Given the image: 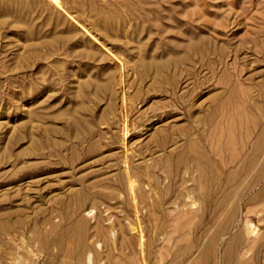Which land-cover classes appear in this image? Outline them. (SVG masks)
<instances>
[{
  "label": "rangeland",
  "instance_id": "374dc122",
  "mask_svg": "<svg viewBox=\"0 0 264 264\" xmlns=\"http://www.w3.org/2000/svg\"><path fill=\"white\" fill-rule=\"evenodd\" d=\"M43 1L49 3L47 0H43ZM92 1L96 5V8L98 7L100 10H104V8L102 9L103 3L104 5H107V8L108 7L109 9L113 8V10L116 8L117 5L119 6L121 5L120 7L122 8V10L117 6L118 9H120L119 10L120 21H118L117 26L116 25L114 26L112 34L113 35L118 34L121 38H123L122 41L124 40L123 41L124 47H121V50L119 49V53L122 54L120 56L121 57L123 56L122 59L125 60V64L131 66V70H130L131 76L128 75V78H125L123 83V85H125L127 83V79L130 82V84H127L125 87L126 89L125 94L131 97L130 98L131 100L128 104L122 101L123 96H120L122 94L121 87L116 90V93L112 92L110 86L109 88L106 89V87H108L109 85L107 83L111 81L110 83L113 84L115 82L114 76L116 75L118 77L117 74L118 72L115 69L113 70V68L110 66L111 62L109 59L100 58L99 53L95 52L96 50H93L92 52L93 48L91 47L92 45H90L89 42L77 40V37L75 36L74 38L73 36L72 38H68L69 41L67 39V41L64 42L61 40H65L66 38L64 39L60 38V40L55 39L51 42L50 41L41 42L42 43L41 45L39 39L45 36L46 33H48L46 36L49 35V32L51 34L50 25H46V24L40 25L43 16L37 17V15H35V17L37 18L34 19V26H33L34 29H32L33 35H31L30 33H25L24 30H23L24 32L21 31V28L20 31L19 28L14 29V27L9 25L7 22H0L2 23V25L0 24V220H1L0 225H3V229L6 228L4 230L0 229V232H3V234L0 233V242H1L0 264H38V263L39 264H78V261H76L78 260L76 251L79 249V246H77L79 244L78 241H80L77 240L79 237H75L76 235L67 233L65 231L66 229L65 227L70 228V226L75 221L76 217L80 214H83L85 217L87 216L86 219H88L89 221V222L87 221L88 224L85 228L86 230L88 229L87 230L88 232L85 230L86 236L85 239L83 238L84 242L90 240L87 242V246L89 247H86V249H84L85 253L91 252L90 248L92 250L97 249L101 252V254H103L102 259H105L106 255L109 252H112L113 254L110 253L111 261L115 262L116 264H124L125 260L127 261V263L125 264L128 263L129 264L130 263L131 264H139V263L140 264H147V263L148 264H164V263L191 264L194 258L195 261L194 263L192 262L193 264H201L200 262L196 261V259L198 258L197 256L198 252L199 251L201 252V247L203 250V248L205 247L204 245H206L210 241L212 234L217 228L216 226L218 225L219 222L218 220H221L223 217L221 213V215L219 216L221 217L220 219L219 217H217L218 220L212 221L210 222V224L208 223V219L211 214V208H210L211 201L212 199H215L216 197L215 195H217L216 191L218 185L213 183L214 185L213 184L211 185L213 188V189L211 188L212 190L211 194L205 201L202 200L200 194L204 188L199 183L196 184L198 170L193 165L194 161L192 157L189 156L185 158L178 165H177V157L179 153L183 151L186 152V147H187L186 139L190 137L191 140L193 139V142L199 147V149L202 150L203 154L205 156L208 155L209 157L207 156L206 157L211 159L212 162L217 166L220 163H223L225 159L229 158L230 155L229 153L231 151H236L242 147L247 149L248 142L249 144H251L255 138V136L253 137L254 133L259 132L260 129H263L264 131V124H263L264 123L263 121L264 120V108H263L264 107V91H263L264 90V0H155L154 2L153 0H147V2L146 0L144 1L141 0V2H143L144 4L139 3L140 0L139 1L113 0L114 2L116 1L115 3L113 2L111 3L112 0H101V1L95 0L96 2L94 0ZM97 1H99V3ZM120 1L121 2L123 1L124 4L120 3ZM33 2L36 4L39 1L34 0ZM88 3H89L88 0H74V1L66 0L64 1L63 4L66 6L69 5L68 8L74 7L73 9L71 8V10L79 13L80 15L81 13L84 15L88 11V6H89ZM128 3H132V4H128ZM159 3L161 4L158 5ZM126 4L128 7H126ZM133 4H135L136 6H133ZM139 4H141V6ZM50 5L52 6V4ZM130 5L133 7H131ZM170 5L172 6V8L170 7ZM79 6L82 8V10H80ZM166 6L168 7L167 9ZM141 7L144 10L148 11L147 13H150V15L146 14V11L141 9ZM157 8L160 9L158 10ZM129 9H133V10H129ZM137 9H139L140 11L139 10L137 11ZM150 9H152L153 11ZM169 9L172 10L170 11ZM156 10L159 12L157 13ZM133 11L134 13H132ZM135 13L136 14L141 13V14L139 15L137 14L136 16ZM142 14H144V16H142ZM63 15L65 17H69V20L72 19V15L69 13L63 12ZM153 18L154 20L157 19L155 20V23L154 20H152ZM164 23H167V25H165ZM170 25H172L171 28L169 27ZM157 27L159 29L161 28L160 29L161 31ZM172 27H174L175 29ZM63 28L64 26L61 25L58 27L57 30H61ZM186 30L187 32L189 31V33H191L190 31H192L191 34L195 36L193 37L191 34L185 32ZM179 31H181L180 34L181 36L178 35L180 33ZM182 32L184 33L185 36H187L186 37L187 41L184 40L186 43H184L183 41V38L185 39V36H183ZM204 32L209 34L210 37L207 34L205 36ZM195 33H197V35ZM127 34L130 36H128ZM174 34H176V37L174 36ZM201 34L203 35V37H206L204 38L205 46L207 47V49L208 48L211 49V50L209 49L211 52L207 50L208 52L207 58L212 60L213 64L211 65H213V67L215 66L214 68L211 69L212 66L210 65V63L212 62H210L209 59H206V61L209 62L205 61L204 63L203 61L202 67H200L199 64L197 70L191 71L192 73L190 71L187 73V71H184L183 69L186 66V63L183 61L184 63L183 62L177 63L175 67L172 64H170V66L173 69L171 67H168L167 70H165V72L162 73L164 74L163 77L161 75V76H157L158 78H155L156 76L153 73L150 75L148 74L151 73V70H147L148 72V73L146 72L147 75L142 76L144 78L143 81L144 83L142 82L143 78L139 77L138 74L139 72L135 70L136 68L137 70L139 69L138 66L140 65L139 63L141 61L143 60L148 61L147 59L155 60L157 57L158 58L156 61H162L168 58L169 59L173 58L172 55H174V57L179 56L181 55L182 51H183L182 54H184V52H186L185 49L186 44L189 41L192 42L196 40L198 37L202 36ZM162 35L163 38H160L162 37ZM189 37L194 39L191 40ZM125 39L126 40L128 39V43H130L131 46H129L128 43L125 42ZM139 39L142 40L139 41ZM174 39L176 41H174ZM167 41L168 43L174 45L173 46L171 45L172 47L170 46V44L167 45L168 44L166 43ZM181 41H183V43ZM21 42H23L22 45ZM159 42L161 45H159ZM28 43H32V44L29 45ZM179 43L184 44L182 45L183 49L182 47H180L181 44ZM81 45L84 47H82ZM138 45H140L139 46L140 48L137 47ZM160 46L161 47L163 46V48H161ZM105 47L110 48L107 42L105 43ZM153 47H155L156 50H154ZM177 47H179L181 51L179 50V48L177 49ZM219 48H221L222 51ZM147 49L151 52H149ZM161 49L163 50L161 51ZM14 50L17 51L15 52ZM55 50L56 51L60 50V51L56 53ZM166 50H167L166 53L169 55L168 57H166L167 56V54L165 53ZM26 51H30V53L28 52L27 54L28 55L31 54L30 55L31 57L28 55L25 57L22 56V55H26V53H24ZM79 51H82L83 53L82 52L79 53ZM146 51L149 52L150 57L148 56V53ZM215 51H216V55H215ZM143 53L144 55L146 53L147 54L144 56ZM95 55H97L98 58ZM140 55L141 57H139ZM14 56H17L15 57V60L13 59ZM40 56L41 57L44 56V57L40 58ZM125 56L126 57L128 56L129 58L127 57L128 59L127 58L125 59L124 58ZM136 56L138 57V59ZM152 57L153 58L156 57V58L152 59ZM217 57H218V61H217ZM17 58H19L20 60ZM23 58H26V61H22L25 60ZM116 58L114 57V60H112L114 63L112 64L118 63ZM139 58H141L142 60H140ZM56 61L58 63H56ZM59 63H61V66ZM136 63H138V66ZM206 63H208L209 66H207ZM225 67H227L228 70ZM168 69L172 70L173 73H171V71ZM221 70L222 71L224 70L225 72L224 71L222 72ZM167 71H169V73ZM177 71H179V73ZM133 73L136 76L138 74L137 77L139 78L138 79L135 78L136 76ZM175 73L177 74V76H175ZM182 73L185 74L186 76L184 75L185 77H183ZM195 73H197L198 75ZM225 73H226L225 76L226 78L221 77ZM110 74L113 75L112 79H111L112 76ZM180 74H182L183 78L180 77L181 76ZM219 74L222 75L218 77L217 75ZM167 75L169 76L170 79L168 77H165ZM172 75L175 77L177 82L174 80V77L172 79ZM105 77H107V79ZM220 77L222 78V80ZM234 78H236L237 80L240 78L239 80L241 81V83L238 82L239 80L237 81ZM96 80L97 82H101V84H98ZM164 80L165 82H162L163 85H160L161 81ZM184 80H186V82ZM233 80L235 81V83ZM155 81L159 85L158 84L155 85L156 84ZM169 81L172 82L170 83ZM104 83H105V87H103ZM232 83L234 85L236 84L235 87ZM97 85L98 87L102 85V87H100L99 89L97 88ZM240 85H242V87H240ZM232 87L234 88L232 89ZM239 88L240 89L244 88L242 94ZM231 92L235 94L237 93L236 94L237 98L236 95L234 97V94L232 95ZM210 94H212L213 97ZM204 97L205 99L203 100ZM217 98H219V100ZM214 99H216L217 102H213L216 101ZM232 99H236V102L235 100ZM242 99L243 101H239ZM200 100L201 102H199L198 104V101ZM202 100L204 102H202ZM218 101L222 103V105L219 104ZM238 101L242 104L241 110L244 109L242 111V114L245 116L244 118L250 117L248 119L249 123L245 121H241L242 123L238 124L239 126L236 124L237 127L232 129L233 133L230 134L224 133V135L222 133L219 135L220 132L215 131L213 125L218 121H220L219 118L225 113L226 108H227L226 113L230 110L232 111V108H234L235 103H237ZM78 103L80 107L76 108ZM243 103L245 106L243 105ZM246 103L247 104L250 103V104L247 105ZM211 105H213V107L217 105V107L215 106L214 107L215 109H213V107H209ZM219 105L222 107H220ZM223 106L226 107L224 108ZM25 108H27L28 110L25 111L26 110ZM68 108L71 110H69ZM222 108H224L223 109L224 111H221ZM107 109H109V111ZM218 109H220V111ZM60 110H63L65 112V113L63 112L64 115H62V113L60 115ZM73 110L75 112H73ZM111 110L113 111V114ZM100 111L102 112L100 113ZM37 112L38 114L39 113L40 114L39 115L35 114ZM213 112L219 113L220 116L216 117V115L218 114L214 115ZM75 113L77 114V117ZM202 113H203V117L201 116ZM208 113L210 114V116H208ZM42 114L43 116H41ZM56 114H58V117H56L58 119H56L55 116H53ZM70 115L74 116L77 121L73 122V120L71 119L72 117ZM195 115H197L199 118H197V116L193 117ZM211 116L214 118L213 120ZM251 116L252 118L254 117L253 120H251ZM207 117L209 118L207 119ZM98 119L103 121L104 123H102ZM204 119H206L207 121ZM63 120L66 123H64ZM216 120L218 121L216 122ZM259 120L262 123L258 122ZM123 121L124 123H122ZM223 121L224 120H221V122ZM208 122L210 123V125L209 124L207 125ZM82 123L83 125L85 123V125L83 126ZM204 123L206 125H204ZM250 124H252V126ZM257 124L260 127H257L256 126ZM123 127L127 128V133L125 134L126 139L122 138ZM164 127L166 128L164 129ZM203 127H205V129ZM251 127L252 129H250ZM253 128L255 130L256 129L258 130L255 131ZM44 129L45 132L43 131ZM100 130L103 131L100 132ZM162 130L164 131V133ZM206 130L208 132H206ZM209 130H212V132L210 133ZM29 131L32 132V134ZM64 131L65 132L67 131L66 133L70 131L69 135L66 134ZM88 131L90 132V134L91 133L92 134L89 135ZM234 131L236 132L234 133ZM43 132L46 134H43ZM86 132L88 133L89 136L87 135ZM203 132H205V134ZM247 133L250 134L251 136L248 135ZM72 134L74 135L72 136ZM197 134H199L201 139ZM78 135L81 136L79 137ZM227 135L229 137H225ZM234 136L237 139L234 138ZM30 137H32V139ZM203 137L206 140L205 142L202 141ZM33 138H35L36 140H34ZM44 138L45 140H47V143L44 142ZM93 140L96 142V144ZM245 141L246 144H244ZM32 142L36 147L33 145ZM58 142H60V144ZM237 142H239V144H237ZM51 144L52 147L55 149H52ZM249 144L248 146H250ZM212 145L215 146L216 149L213 148ZM31 146L32 147L34 146L35 149L30 148ZM27 147H29L32 150H30L29 148L27 150ZM37 147L39 148L42 147L43 150L41 148L40 150ZM89 147L91 148L93 147L91 151L89 150L87 151ZM176 148L178 151L176 150ZM221 148H223V150H221ZM22 150L25 151L22 152ZM33 150H36L37 152ZM222 151L224 154L222 153ZM19 152L20 153L22 152L23 154L24 152H26L25 154L27 153L28 154L27 155L24 154L23 156V154L21 153L20 156ZM31 152L32 154H30ZM38 152L40 153L44 152V153L37 154ZM70 153H73V156L70 155ZM126 158L128 159V162H130V168L132 170L133 177L136 179L135 193L137 196L139 208L144 200L146 203L150 204L151 199L158 198V200H160L161 198L162 199L164 198L168 200V202L163 204L162 207L163 209H161V207L160 209L159 207L158 208L155 207V210L157 209L163 210L161 212L163 214H160L159 211L158 212L156 211L155 213L153 211L152 213H150L151 215L150 216V215H146V213H144L143 210L144 214L140 212V218H138L140 220H138L137 217L134 215V212L131 209L133 208L131 200L130 199L127 200L129 197L127 192V186L125 185L126 183H124L125 175L124 172H121L123 171L124 161L125 160L127 161ZM221 158L224 159V161ZM261 159H264V152L262 153ZM221 160L223 162H221ZM166 161L169 162L167 163ZM227 168H228L227 165L226 167L224 166L222 169L223 172H225V169ZM219 171L220 172H218V174L221 175L222 177L223 173L221 172L220 169ZM150 187L151 189H149ZM256 187H258V185ZM153 188L156 190L157 193ZM112 189L115 190V192ZM70 190H73L74 192ZM78 190L81 191L84 196V198L82 199V204L80 203L81 206H79V204L76 203L77 201L72 202L76 200L74 196L78 192ZM152 194H155V196L153 195L155 198L152 196ZM112 195L113 198L111 197ZM179 195L180 197L184 195L183 201H180V199L178 198ZM70 197L72 198L71 200ZM145 197H147V199L149 200L146 201ZM115 198H119V199H115ZM169 199L170 200L177 199V200L175 201L176 202L175 203V202H170ZM119 201H121V203ZM123 202H127V203L124 204ZM74 203H76L77 205ZM182 203H185V205H182ZM200 203L202 205H200ZM242 205L243 206L240 208L241 211H239L237 215L238 222H241L243 218V213L246 210V206H244L243 202ZM65 206L66 207L70 206L71 208L67 207L68 208L67 209ZM74 206L79 207L78 209L80 211L77 209V207ZM200 206L202 210L200 209ZM185 207L187 210L184 209ZM74 208L77 209L78 211L75 210ZM199 209L201 210V212L199 211ZM8 210L10 211V213ZM66 210L68 211L65 214ZM170 210L172 212H170ZM75 211L78 212L79 214H77ZM74 212L75 214H73ZM99 212L101 215L99 214ZM184 212H186L187 214H185ZM194 212L196 213V215ZM198 212L200 214H198ZM118 213L120 215H118ZM161 215L162 218H160ZM167 215L170 216V218ZM207 215L208 218H206ZM96 216L97 217L100 216L99 217L100 221ZM145 216L148 218H145ZM166 217L169 219H171L172 217V220L168 219L169 220L168 221L166 220L167 219ZM3 218H5L8 222L4 221ZM9 218L14 222L12 221L13 222L12 223ZM45 218L47 221L45 220ZM189 218L191 219V221L188 220ZM205 218L207 221L205 220ZM2 219L4 222L2 221ZM53 219H54L53 223L57 222L59 225L57 228L58 230L51 229V227L49 226L50 223L52 224ZM204 220L208 223V225L205 227L204 231H202L201 228L199 227V224L201 223V221ZM69 221L70 223H68ZM252 221L253 222L255 221V216H253ZM9 223L11 224V226ZM211 223L213 227L210 226ZM167 224H169L168 227ZM256 224L260 234L258 233L257 235L258 237L254 235L252 236L260 238L259 242L262 243V241L264 242V237L263 238L261 237L262 234L264 233V222H260V223L258 222ZM60 225H61V230H59ZM128 225H130L131 228ZM139 225L144 227V228L142 227L143 232L144 234L146 233V235L143 236L144 251H145L144 255L146 254L145 260L147 261L146 263L145 261L142 263L141 261L142 259L140 258V252H139L140 245L138 243L139 241H137V239L135 240L133 239L136 238L135 233L137 226ZM176 225L177 227L179 226L178 229H176L177 228ZM155 226L156 227L159 226V229L157 230ZM192 226L194 228H192ZM63 227L65 228L64 231H63ZM154 227L156 230L154 229ZM99 228L102 229L101 233L97 232ZM123 228L125 229L123 230ZM183 228H184L183 232L182 233L179 232ZM42 230L48 231V232L45 231L44 232L45 234L48 235V237L51 240L56 239V237L57 239L59 238L58 240H55V244H53L54 242L51 241L47 248L48 250H52L51 254L52 253L54 254L52 257H50V254H47L44 251H42L45 250V248L42 249L43 248L42 245L39 246V244L41 243V240L39 239H41L40 236L43 234ZM161 231H163L164 233ZM32 232H35L36 235H34L35 233L33 234ZM52 232L55 235H53ZM40 233L41 235H39ZM113 233L115 235H118V237L115 236ZM131 233L134 234L133 235L134 237L132 236ZM75 234L77 233L75 232ZM92 234H94L95 236L94 238H92L93 237ZM98 234L100 236H98ZM106 234L109 236L107 237ZM227 234L225 235L223 234L224 235L223 237L222 235L221 237L218 236L219 239L217 237V239L214 242L215 248L213 251L215 253L213 252L214 255H212L213 257L212 262L217 261L215 264H223L222 258L220 257H222L223 255L222 251L224 250V245H225L224 242L227 241L228 239L227 236H229V233ZM69 235L72 236L70 237ZM169 235L171 238H169ZM11 236H13L12 239ZM129 236H131L130 239H126V237L129 238ZM108 239L109 241L111 240L110 242L112 243H109ZM123 239H125L126 242L123 241ZM73 240L76 242H74ZM104 240L106 242H104ZM115 241L116 242L118 241L117 244L115 243ZM119 242L123 243L121 244L122 247L120 248H119L120 246ZM74 243L77 245H75ZM95 245L97 246V248ZM130 245L132 246L128 247ZM108 246L111 247V248L109 247L110 250L108 249ZM165 246L168 247V249ZM184 246L185 247L189 246V250H192L191 253L188 256H184V257L181 256L175 259L172 253H174L175 250L184 249L183 248ZM49 247L52 249H50ZM245 247L240 249V251L241 250L243 251L241 253H244V255H248V253L250 252L249 253L250 255L252 252L251 250L253 249H248L247 248L248 246ZM122 248L124 249L121 250ZM262 248H264V243H262L261 246L259 247V250H262V252H264L263 251L264 249ZM172 249L174 250L172 251ZM108 250H109L108 253L105 252ZM245 250H248L249 252H246ZM136 251L138 252L136 253ZM42 254H45V256H43ZM131 255H133L134 259ZM74 257H76V259ZM170 257L174 258L173 261H170L172 260V258ZM132 260L138 263H135ZM84 261L85 259H83V262ZM182 261L183 263H181ZM185 261L187 262L185 263ZM263 261L264 260L262 257L260 259V264L261 262L263 263ZM105 262L106 263L104 264H112V262H108V260Z\"/></svg>",
  "mask_w": 264,
  "mask_h": 264
},
{
  "label": "bare ground",
  "instance_id": "6f19581e",
  "mask_svg": "<svg viewBox=\"0 0 264 264\" xmlns=\"http://www.w3.org/2000/svg\"><path fill=\"white\" fill-rule=\"evenodd\" d=\"M34 1V0H33ZM32 0H0V22H7L9 25H11V26H13L14 27V29H17V28H19V31H20V28H21V31H25V33H30L31 35H33L32 33V29H34L33 28V26H34V19L35 18H37L38 16H43V19L41 20V22H40V25H43V24H46V25H50V29H51V34H50V32H49V35L48 36H46L48 33H46V35L45 36H43L42 38H40L39 39V42L41 43V42H51V41H53V40H55V39H59L60 40V38H62V39H64V38H66L65 40H61V41H67V39L68 38H72L73 36H74V38H75V36L77 37V40H80V41H87V42H89L90 43V45H92L91 47L93 48L92 49V52H93V50H96L95 52H98L99 53V55H100V58H107V59H109L110 60V66L113 68V70L115 69V70H117V74H118V77L115 75L114 77H115V82L112 84V83H107V84H109L108 85V87H106V89L107 88H109V86H110V89H112V92L113 93H116V90L118 89V88H120L121 87V92H122V94L120 95V96H123L122 97V101H124V103H126V104H128L129 102H130V98L131 97H129L128 95H126L125 94V91H126V89H125V87H126V85L127 84H130V82H129V80L127 79V83L125 84V85H123V83H124V79L125 78H128V75H130L131 76V66H128L127 64H125V60L124 59H122V57L120 56V55H122V54H120L119 53V49L121 50V47H124V43H123V41H122V39L123 38H121L118 34H116V35H113L112 34V32H113V28H114V26L116 25L117 26V24H118V21H120V14H119V10L121 9L122 10V8L119 6V5H117L120 9H118V7L116 6V8L113 10V8L110 10L109 9V7L107 8V5H104V3H103V5H102V9L104 8V10H100L98 7V9L96 8V5L94 4V2L92 1V0H88V4H89V6H88V11L86 12V14H82L81 13V15L79 14V13H77V12H75V11H73V10H71V8L73 9L74 7H71V8H68L69 7V5H64L63 3H64V1H66V0H51V1H49V0H47L49 3H47L46 1L44 2L43 0H38L39 2L38 3H34ZM69 1H71V0H69ZM72 1H74V0H72ZM95 1V0H94ZM99 1H101V0H99ZM99 1H97L98 3H99ZM127 1V0H126ZM130 1V0H129ZM131 1H133V0H131ZM139 1V0H138ZM144 1V0H143ZM155 0H153V2H154ZM81 2V1H80ZM85 2V1H84ZM96 2V1H95ZM104 2V1H103ZM115 3L113 0L111 1V3ZM119 2V1H118ZM117 2V3H118ZM137 2V1H136ZM146 2H147V0H146ZM148 2H151V1H148ZM161 2V1H160ZM68 3V2H67ZM71 3V2H70ZM74 3V2H73ZM120 3H123V1L121 2L120 1ZM127 3V2H126ZM139 3H143V2H141V0H140V2ZM157 3V2H156ZM162 3V2H161ZM161 3H159L158 5H160ZM171 3V2H170ZM50 4H52V6L50 5ZM109 4V3H108ZM124 4V3H123ZM123 4H122V7H123ZM128 4H132V3H128ZM144 4V3H143ZM149 4V3H148ZM153 4V3H152ZM151 4V5H152ZM72 5V4H71ZM75 5V4H74ZM98 5V4H97ZM100 5V4H99ZM115 5V4H114ZM140 6H141V4H139ZM151 5H150V7H151ZM163 5V4H162ZM101 6V5H100ZM99 6V7H100ZM131 6V5H130ZM133 6H136L135 4H133ZM133 6H131V7H133ZM146 6V5H145ZM153 6V5H152ZM80 7V6H79ZM126 7H128L127 6V4H126ZM126 7H125V9H126ZM130 7V8H131ZM143 7V6H142ZM141 7V9H143ZM147 7H149V6H147ZM158 7V6H157ZM164 7V6H163ZM162 7V8H163ZM170 7L172 8V6L170 5ZM83 8H84V6H83ZM137 8V7H136ZM135 8V9H136ZM156 8V7H155ZM160 8H161V6H160ZM159 8V9H160ZM168 7L166 6V9H167ZM62 9H63V11H62ZM78 9V8H77ZM158 9V8H157ZM158 9V10H159ZM164 9V8H163ZM174 9V8H173ZM74 10H76V9H74ZM79 10V9H78ZM77 10V11H78ZM80 10H82V8L80 7ZM129 10H133V9H129ZM139 9H137V11H138ZM144 10V9H143ZM150 10H152V9H150ZM170 11L172 10V9H169ZM126 11H127V9H126ZM135 11V10H134ZM134 11L132 12V13H134ZM140 11V10H139ZM144 11H146V10H144ZM153 11V10H152ZM157 11V10H156ZM161 11H162V9H161ZM163 11H165V10H163ZM63 12H66V13H69V14H71L72 15V19H70L69 20V17H65L64 15H63ZM81 12V11H80ZM124 12V11H123ZM148 11H146V14H148V15H150V13H147ZM159 11H157V13H158ZM120 13H121V11H120ZM130 13H131V11H130ZM162 13V12H161ZM136 14V13H135ZM134 14V15H135ZM138 15L139 14H141V13H137ZM137 14H136V16H137ZM163 14V13H162ZM168 14V13H167ZM170 14V13H169ZM35 15H37V17H35ZM130 15V14H129ZM155 15V14H154ZM158 15V14H157ZM156 15V16H157ZM161 15V14H160ZM165 15V14H164ZM133 16V15H132ZM132 16H131V18H132ZM142 16H144V14H142ZM146 16V15H145ZM155 16V17H156ZM159 16V15H158ZM172 16V15H171ZM134 17V16H133ZM147 17V16H146ZM154 17V16H153ZM167 17H168V15H167ZM140 18V17H139ZM142 18V17H141ZM149 18V17H148ZM152 18V17H151ZM157 18V17H156ZM159 18V17H158ZM143 19V18H142ZM163 19V18H162ZM121 20H122V18H121ZM124 20V19H123ZM152 20H154V18L152 19ZM155 20H157V19H155ZM155 20H154V23H155ZM160 20V19H159ZM167 20V19H166ZM171 20V19H170ZM162 21H164V20H162ZM172 21V20H171ZM161 23V22H160ZM1 25H2V23H0ZM3 24H6V23H3ZM7 24V25H8ZM165 25H167V23H164ZM171 24V23H170ZM64 26V28L63 29H61V30H57L58 29V27L59 26ZM158 25V24H157ZM159 26V25H158ZM171 26L172 25H170L169 27L171 28ZM16 27V28H15ZM46 27V26H45ZM165 27V26H164ZM176 27V26H175ZM119 28V27H118ZM158 28V27H157ZM166 28V27H165ZM168 28V27H167ZM172 28H174V27H172ZM120 29V28H119ZM159 29V28H158ZM157 29V30H158ZM161 29V28H160ZM159 29V30H160ZM175 29V28H174ZM178 29H179V27H178ZM57 30V31H56ZM122 30V29H121ZM158 30V31H159ZM168 30V29H167ZM23 31V32H24ZM44 31V30H43ZM119 31V30H118ZM161 31V30H160ZM172 31V30H171ZM177 31V30H176ZM167 32V31H166ZM180 32V33H179ZM178 33V35H180L181 34V31H179ZM185 32H187V30L185 31ZM191 33H192V31H190ZM22 33V32H21ZM124 33V32H123ZM159 33V32H158ZM164 33H165V30H164ZM187 33H189V31L187 32ZM191 33H189V34H191ZM205 33V32H204ZM125 34V33H124ZM172 34V33H171ZM170 34V35H171ZM176 34H177V32H176ZM176 34H174V36L176 37ZM182 34H183V36H185L184 35V33L182 32ZM196 35H197V33H195ZM206 34L207 33H205L204 35L206 36ZM128 35V34H127ZM160 35H161V33H160ZM165 35V34H164ZM169 35V36H170ZM193 37L195 36V35H193V34H191ZM202 35V34H201ZM207 35H209V34H207ZM128 36H130V35H128ZM168 36V35H167ZM181 36V35H180ZM189 36V35H188ZM123 37H124V35H123ZM126 37V36H125ZM186 37L187 36H185V39L183 38V37H181V38H183V41L184 40H186ZM209 37H210V35H209ZM20 38H21V35H20ZM23 38V37H22ZM29 38V37H28ZM127 38V37H126ZM160 38H163V35H162V37H160ZM190 38V37H189ZM204 38H206V37H203V35L202 36H200V37H198L196 40H194V41H192V42H188L187 44H186V46H185V49H186V52H184V54H182V52H181V55H179V56H176V54H175V56L176 57H174V55H172L173 56V58H171V56H170V58L171 59H166V60H162V61H156L157 60V58L156 57H152V59H155V60H149V59H147L148 61H146V60H143V61H141L139 64V66H138V63H136L137 64V66H138V70H137V66L135 67L136 69V71L137 72H139L138 74H139V77H142L143 75H147L146 74V72H147V70H151V73H148L149 75L150 74H154L156 77L155 78H158L157 76H161L162 75V77L164 76V74H162V73H164L165 72V70H167V68L168 67H171L170 66V64H172L174 67H175V65L177 64V63H180V62H185L186 63V66L183 68L184 69V71H187V73L190 71H194V70H197V67H199V64H200V67H202V63H203V61H204V63H205V61H206V59H209V58H207V55H208V52H207V50H209L210 48H208L207 49V47L205 46V40H204ZM208 38V37H207ZM172 39V38H171ZM191 40H193L192 38H190ZM31 40V39H30ZM34 40V39H33ZM33 40H32V42H33ZM140 40H142V39H139V41ZM160 40H162V39H160ZM165 40V39H164ZM25 41H27V40H25ZM68 41H69V39H68ZM72 41V40H71ZM166 41V40H165ZM174 41H176L175 39H174ZM183 41H181L182 43H183ZM187 41V40H186ZM30 42V41H29ZM63 42V43H64ZM108 43L109 44V46H110V48L109 47H105V43ZM125 42H127L128 43V39L126 40L125 39ZM162 42V41H161ZM164 42V41H163ZM170 42V41H169ZM178 42H180V41H178ZM177 42V43H178ZM22 43L23 42H21V45H22ZM24 43H27V42H24ZM77 43V42H76ZM82 43V42H81ZM140 43H142V42H140ZM166 43H168V41L166 42ZM176 43V42H175ZM182 43H179V44H181V46L180 47H182V45H184V44H182ZM184 43H186L185 41H184ZM216 43V42H215ZM29 45L30 44H32V43H28ZM35 44V43H34ZM39 44V43H38ZM59 44H60V42H59ZM78 44V43H77ZM170 44V46L172 45H174V44H171V43H168L167 45H169ZM41 45H42V43H41ZM83 45V44H82ZM81 45V46H82ZM128 45L129 46H131L130 45V43H128ZM127 45V46H128ZM154 45V44H153ZM159 45H161L160 44V42H159ZM208 45V44H207ZM126 46V45H125ZM140 45H138L137 47H139ZM170 46H168V47H170ZM171 46V47H172ZM177 46H178V44H177ZM219 46V45H218ZM225 46V45H224ZM23 47V46H22ZM82 47H84V46H82ZM134 47V46H133ZM161 47V46H160ZM16 48V47H15ZM126 48V47H125ZM125 48H122V49H125ZM130 48H132V47H130ZM135 48V47H134ZM140 48V47H139ZM138 48V49H139ZM142 48V47H141ZM161 48H163V46L161 47ZM179 47H177V49H178ZM223 48V47H222ZM226 48V47H225ZM17 49V48H16ZM54 49H55V47H54ZM60 49V48H59ZM89 49V48H88ZM129 49V48H128ZM153 49L154 50H156L155 49V47H153ZM172 49H174V48H172ZM182 49H183V47H182ZM220 50H221V48H219ZM224 49V48H223ZM31 50V49H30ZM35 50H37V49H35ZM86 50H87V48H86ZM90 50H91V48H90ZM130 50V49H129ZM134 50V49H133ZM148 50V49H147ZM163 49H161V51H162ZM179 50L181 51V49L179 48ZM211 50V49H210ZM209 50V51H210ZM215 50H217V49H215ZM15 51V50H14ZM17 51V50H16ZM15 51V52H16ZM56 51V50H55ZM58 51H60V50H58ZM58 51H56V53L58 52ZM132 51V50H131ZM149 51V50H148ZM219 51V50H218ZM217 51V52H218ZM222 51V50H221ZM30 53V51H26V52H24V53H26V55H22V56H27L28 54L27 53ZM41 52V51H40ZM47 52H49V51H47ZM47 52H44V53H47ZM62 52V51H61ZM82 51H79V53H81ZM147 52V51H146ZM149 52H151V51H149ZM149 52H147L148 53V56L150 55L149 54ZM167 52V50L165 51V53ZM211 52V51H210ZM214 52V51H213ZM43 53V54H44ZM63 53V52H62ZM83 53V52H82ZM85 53V52H84ZM91 53V52H90ZM124 53V52H123ZM134 53V52H133ZM137 53V52H136ZM146 53V54H147ZM174 53V52H173ZM180 53V52H179ZM17 54V53H16ZM20 54V53H19ZM21 54H23V53H21ZM40 54V53H39ZM43 54H41V55H43ZM49 54V53H48ZM47 54V55H48ZM125 54V53H124ZM139 54V53H138ZM145 54V55H146ZM152 54H153V52H152ZM156 54V53H155ZM167 54V53H166ZM214 54V53H213ZM219 54V53H218ZM217 54V55H218ZM31 55V54H30ZM30 55H28V56H30ZM80 55V54H79ZM90 55V54H89ZM89 55H87V56H89ZM143 55H144V53H143ZM144 55V56H145ZM165 55V54H164ZM211 55V54H210ZM215 55H216V51H215ZM220 55V54H219ZM50 56V55H49ZM53 56V55H52ZM59 56H60V54H59ZM91 56V55H90ZM96 57H97V55H95ZM94 56V57H95ZM129 56V55H128ZM127 56V57H128ZM158 56V55H157ZM169 55L167 54V56L166 57H168ZM15 57H17V56H14V60H15ZM31 57V56H30ZM42 57H44V56H42ZM41 56H40V58H42ZM57 57V56H56ZM55 57V58H56ZM93 57V58H94ZM114 57L116 58V57H118V58H116L117 59V61H118V63H116V64H112V63H114L112 60H114ZM126 56L124 57L125 59L127 58ZM134 57V56H133ZM137 57V56H136ZM139 57H141V55L139 56ZM150 57V56H149ZM165 57V58H166ZM218 57H220V56H218ZM218 57H217V61H218ZM20 58V57H19ZM19 58H17V59H19ZM54 58V59H55ZM98 58V57H97ZM129 58V57H128ZM127 58V59H128ZM164 58V57H163ZM211 58V57H210ZM215 58V57H214ZM222 58V57H221ZM21 59V58H20ZM19 59V60H20ZM23 59H25V60H22V61H26V58H23ZM63 59V58H62ZM137 59H138V57H137ZM140 60H142L141 58H139ZM216 59V58H215ZM18 60V61H19ZM56 60V59H55ZM57 60H59V59H57ZM220 60V59H219ZM17 61V60H16ZM62 61V60H61ZM61 61H59V62H61ZM209 61L210 62H212V60H210L209 59ZM209 61H206V62H209ZM217 61H214V62H217ZM21 62V61H20ZM139 62V61H138ZM183 62V63H184ZM55 63V62H54ZM56 63H58L57 61H56ZM61 63H63V62H61ZM61 63H59L60 64V66H61ZM130 63H131V61H130ZM133 64V63H132ZM198 64V65H197ZM207 64V66H209L208 65V63H206ZM211 64H213V62L212 63H210V65ZM116 65V66H115ZM58 66V65H57ZM134 66V65H133ZM212 67H211V69L212 68H214L213 67V65H211ZM222 67V66H221ZM62 68V67H61ZM172 68V67H171ZM225 68H227V67H225ZM173 69V68H172ZM110 70V69H109ZM108 70V71H109ZM112 70V69H111ZM168 70H170V69H168ZM213 70H215V69H213ZM225 70V69H224ZM223 70V71H224ZM227 70H228V68H227ZM104 71H106V70H104ZM171 71V73H173L172 72V70H170ZM176 71V70H175ZM222 71V70H221ZM222 71V72H223ZM230 71V70H229ZM150 72V71H149ZM168 73H169V71H167ZM178 73H179V71H177ZM225 72V71H224ZM231 72V71H230ZM167 73V74H168ZM170 73V74H171ZM181 73V72H180ZM184 73V72H183ZM182 73V74H183ZM186 73V74H187ZM192 73V72H191ZM111 74H112V71H111ZM110 74V75H111ZM134 74V73H133ZM138 74H137V76H138ZM169 74V75H170ZM182 74H180L181 76L180 77H182ZM195 74H197V73H195ZM227 74H228V72H227ZM234 74V73H233ZM232 74V75H233ZM109 75V76H110ZM135 75V74H134ZM185 74H183V77H185L184 76ZM198 75V74H197ZM220 75H222V74H219V75H217L218 77L220 76ZM235 75V74H234ZM233 75V76H234ZM95 76V75H94ZM108 76V77H109ZM112 77H111V79L113 78V75H111ZM136 76V75H135ZM135 77V78H139V77ZM171 76V75H170ZM175 76H177V74L175 73ZM226 76V73L223 75V76H221V77H225ZM229 76V75H228ZM148 77V76H147ZM147 77H145V78H147ZM165 77H168L169 78V76L167 75V76H165ZM173 75H172V79H173ZM179 77V78H180ZM182 77V78H183ZM220 77V78H221ZM230 77V76H229ZM236 77V76H235ZM106 79H107V77H105ZM133 78V77H132ZM143 78V77H142ZM151 78H154V77H151ZM150 78V79H151ZM178 78V77H177ZM226 78V77H225ZM94 79H96V78H94ZM106 79H105V81H106ZM110 79V78H109ZM110 79V80H111ZM120 81H119V80ZM160 79V78H159ZM163 79V78H162ZM170 79V78H169ZM171 79V80H172ZM234 79H236V78H234ZM240 79V78H239ZM238 79V80H239ZM142 80V79H141ZM166 80V79H165ZM165 80L164 81H161V84L160 85H163L162 84V82H165ZM168 80V79H167ZM174 80L176 81V79H175V77H174ZM221 80H222V78H221ZM226 80V79H225ZM237 80V79H236ZM237 80V81H238ZM102 81H104V80H102ZM144 81V78H143V80H142V82ZM146 81H149V80H146ZM180 81V80H179ZM178 81V82H179ZM185 82H186V80H184ZM224 81V80H223ZM223 81H222V83H223ZM234 81V80H233ZM237 81H236V84H237ZM90 82V81H89ZM94 82V81H93ZM92 82V83H93ZM96 82H97V80H96ZM95 82V83H96ZM152 82H154V81H152ZM170 82V81H169ZM172 82V81H171ZM170 82V83H171ZM177 82V81H176ZM175 82V83H176ZM182 82V81H181ZM230 82H231V80H230ZM239 83H241V81L239 80L238 81ZM98 84H101V82H97ZM144 83V82H143ZM155 83H156V81H155ZM184 83V82H183ZM221 83V82H220ZM234 83H235V81H234ZM102 84H103V82H102ZM158 83H156L155 85H157ZM167 84V83H166ZM233 84V83H232ZM235 84V85H236ZM82 85H84V84H82ZM95 85V84H94ZM152 85H154V84H152ZM159 85V84H158ZM173 85V84H172ZM234 85V84H233ZM235 85H234V87H235ZM177 86V85H176ZM100 87H102V85H100ZM100 87H98V85H97V88H99L100 89ZM103 87H105V83H104V85H103ZM234 87H232V89L234 88ZM238 87H239V85H238ZM240 87H242V85H240ZM138 88V87H137ZM156 88V87H155ZM187 88V87H186ZM206 88V87H205ZM230 88V87H229ZM79 89V88H78ZM139 89V88H138ZM138 89H136V90H138ZM142 89V88H141ZM157 89V88H156ZM188 89V88H187ZM231 89V88H230ZM236 89V88H235ZM240 89V88H239ZM243 89L244 88H242V89H240L241 90V94H242V91H243ZM237 90H238V88H237ZM260 90H262V89H260ZM99 91V90H98ZM185 91V90H184ZM183 91V92H184ZM257 91V90H256ZM259 91V90H258ZM264 91V90H263ZM262 91V92H263ZM109 92H111V91H109ZM142 92V91H141ZM254 92V91H253ZM261 92V93H262ZM138 93V92H137ZM212 93H214V92H212ZM230 93V92H229ZM232 93V95L234 94V97H235V95L237 94H235V93H233V92H231ZM260 93V94H261ZM141 94V93H140ZM139 94V95H140ZM228 94V93H227ZM210 95H212V94H210ZM257 95V94H256ZM256 95H254V96H256ZM208 96V95H207ZM218 96V95H217ZM221 96V95H220ZM212 97H213V95H212ZM240 97H242V96H240ZM236 98H237V95H236ZM251 98V97H250ZM257 98V97H256ZM205 99V97L203 98V100ZM218 100H219V98H217ZM238 99H239V97H238ZM237 99V100H238ZM202 100V102H204ZM214 100H216V99H214ZM221 100V99H220ZM232 100H235V102H236V99H232ZM213 101V100H212ZM211 101V102H212ZM239 101H243V99L242 100H239ZM237 102V103H235V105H234V108H232V111L230 110V111H228L227 113H226V110H227V108L225 109V113L222 115V116H220L219 115V113H215V112H213V114L214 115H216V114H218V115H216V117L218 116H220V121H218V120H216V122L217 123H215L213 126H214V129H215V131H217V132H220L219 133V135L220 134H222L223 133V135H224V133H227V134H230V133H233V131H232V129H234L235 127H237L236 126V124L238 125V124H241L242 122L241 121H245V122H248V119L250 118L248 115V117L249 118H244L245 116L242 114V111L244 110H241V108H242V104L240 103V102ZM197 102V101H196ZM199 102H201V100L200 101H198V104H199ZM213 102H217V100L216 101H213ZM219 102V101H218ZM234 102V101H233ZM123 103V102H122ZM108 104V103H107ZM106 104V105H107ZM192 104V103H191ZM190 104V105H191ZM202 104V103H201ZM219 104H221L222 105V103H220L219 102ZM232 104H234V103H232ZM247 104V103H246ZM248 104H250V103H248ZM247 104V105H248ZM188 105V104H187ZM186 105V106H187ZM189 105V106H190ZM205 105H207V104H205ZM210 105V104H209ZM213 105H214V103H213ZM213 105H211V106H209V107H213ZM225 105V104H224ZM230 105V104H229ZM243 105H244V103H243ZM78 106V107H77ZM77 106H76V108H79L80 107V105H79V103L77 104ZM82 106V105H81ZM112 106V105H111ZM201 106V105H200ZM216 107H217V105H215ZM214 106V107H215ZM220 106V105H219ZM219 106H218V108H219ZM228 106V105H227ZM232 106V105H231ZM245 106V105H244ZM213 107V109H215ZM220 107H222V106H220ZM224 108L226 107V106H223ZM230 107V106H229ZM252 107V106H251ZM72 108V107H71ZM83 108V107H82ZM82 108H80V109H82ZM88 108V107H87ZM89 108H91V107H89ZM103 108V107H102ZM224 108H222V110L221 111H224L223 109ZM253 108V107H252ZM264 108V107H263ZM26 110L25 111H27L28 109L27 108H25ZM69 109V108H68ZM79 109V110H80ZM206 109V108H205ZM208 109V108H207ZM221 109V108H220ZM220 109H218L219 111H220ZM63 110H65V109H63ZM63 110H60V115H61V113H62V115H64L63 114ZM69 110H71V109H69ZM108 111H109V109H107ZM106 110V111H107ZM24 111V112H25ZM32 111V110H31ZM56 111V110H55ZM85 111V110H84ZM87 111V110H86ZM112 111V110H111ZM213 111H215V110H213ZM218 111V112H219ZM251 111V110H250ZM35 112V111H34ZM59 112V111H58ZM73 112H75L74 110H73ZM81 112V111H80ZM83 112V111H82ZM102 111H100V113H101ZM209 112V111H208ZM26 113V112H25ZM55 113V112H54ZM57 113V112H56ZM65 113V112H64ZM77 113V112H76ZM75 113V114H76ZM106 113V112H105ZM111 113V112H110ZM203 113H204V111H203ZM203 113L201 114V116L203 117ZM256 113V112H255ZM35 114H38V112L37 113H35ZM40 114V113H39ZM38 114V115H39ZM51 114H53V113H51ZM59 114V113H58ZM58 114H56V115H53V116H55V118L56 117H58ZM75 114H73V115H75ZM78 114V113H77ZM77 114H76V117H77ZM81 114V113H80ZM85 114V113H84ZM112 114H113V111H112ZM206 114V113H205ZM211 114H212V112H211ZM222 114V113H221ZM248 114V113H247ZM26 115H28V114H26ZM25 115V116H26ZM207 115V114H206ZM24 116V117H25ZM41 116H43V114L41 115ZM67 116V115H66ZM71 116V115H70ZM69 116V117H70ZM79 116H81V115H79ZM83 116H85V115H83ZM94 116V115H93ZM109 116H110V114H109ZM190 116V115H189ZM192 116V115H191ZM197 115H195V116H193V117H196ZM200 116V115H199ZM208 116H210V114L208 113ZM30 117V116H29ZM36 117V116H35ZM37 117H39V116H37ZM63 117H65V116H63ZM72 118V120H73V122L74 121H77L76 120V118L74 117V116H71ZM100 117H102V116H100ZM104 117V116H103ZM192 117V118H193ZM215 117V118H216ZM65 118H67V117H65ZM85 118V117H84ZM88 118V117H87ZM91 118V117H90ZM95 118V117H94ZM190 118V117H189ZM191 118V119H192ZM197 118H199L198 116H197ZM196 118V119H197ZM204 118H205V116H204ZM209 117H207V119H208ZM211 118H212V120L214 119L212 116H211ZM211 118H210V120H211ZM254 118V117H253ZM253 118H252V116H251V120H253ZM31 119V118H30ZM56 119H58V118H56ZM55 119V120H56ZM108 119V118H107ZM122 119H124V118H122ZM195 119V120H196ZM29 120V119H28ZM62 120V119H61ZM68 120V119H67ZM71 120V121H72ZM81 120H82V118H81ZM99 120V119H98ZM102 120H103V118H102ZM195 120H193V121H195ZM204 120H206V119H204ZM203 120V121H204ZM221 120H224L223 122H221ZM27 121V120H26ZM79 121V120H78ZM96 121H97V119H96ZM99 121H101V120H99ZM106 121H108V120H106ZM207 121V120H206ZM264 121V120H263ZM63 122H64V120H63ZM102 123H104L103 121H101ZM126 122V121H125ZM200 122H201V120H200ZM199 122V123H200ZM210 122V121H209ZM207 123V125L209 124L210 125V123ZM254 122H256V121H254ZM258 122H260V120L258 121ZM64 123H66V122H64ZM72 123V122H71ZM88 123H90V122H88ZM95 123V122H94ZM94 123H92V124H94ZM122 123H124V121L122 122ZM206 123V122H205ZM204 123V125H206ZM223 123V124H222ZM225 123V124H224ZM249 123V122H248ZM260 123H262V122H260ZM260 123H259V125H260ZM202 124V123H201ZM200 124V125H201ZM244 124V123H243ZM264 124V123H263ZM64 125V124H63ZM71 125V124H70ZM76 125V124H75ZM82 125H83V123H82ZM84 125H85V123H84ZM83 125V126H84ZM184 125V124H183ZM251 126H252V124H250ZM50 126V125H49ZM69 126V125H68ZM92 126V125H91ZM198 126V125H197ZM203 126V125H202ZM239 126V125H238ZM247 126V125H246ZM257 127H260V126H258V124L256 125ZM52 127V126H51ZM59 127H60V125H59ZM89 127V126H88ZM168 127V126H167ZM172 127V126H171ZM209 127V126H208ZM241 127V126H240ZM248 127V126H247ZM262 127V126H261ZM44 128V127H43ZM75 128V127H74ZM73 128V129H74ZM78 128V127H77ZM166 127H164V129H165ZM184 128V127H183ZM204 129H205V127H203ZM244 128V127H243ZM249 128V127H248ZM59 129V128H58ZM93 129V128H92ZM95 129V128H94ZM98 129V128H97ZM160 129H161V127H160ZM163 129V128H162ZM163 129V130H164ZM169 129V128H168ZM188 129V128H187ZM186 129V130H187ZM195 129H197V128H195ZM245 129V128H244ZM250 129H252V127L250 128ZM249 129V130H250ZM254 129V128H253ZM31 130V129H30ZM69 130V129H68ZM86 130H87V128H86ZM90 130V129H89ZM162 130V131H163ZM200 130H201V128H200ZM255 130V129H254ZM256 130H258V129H256ZM255 130V131H256ZM260 130H262V131H260ZM259 130V132H257V133H254V135H253V137L255 136V138H254V140H253V142L251 143V144H249V142H248V144L250 145V146H248V144H247V149H245V148H240V149H238V150H236V151H231L229 154V158L228 159H225V161H224V159H222L223 158V156H222V160L224 161H222L221 160V162H223V163H220L219 165H215L213 162H212V160L211 159H209V158H207V157H209L208 155H204L203 154V152H202V150L201 149H199V147L193 142V139L191 140V138L190 137H188L186 140H187V147H186V152L185 151H183V152H181V153H179V155H178V157H177V165L180 163V162H182L185 158H187V157H192V159H193V161H194V163H193V165H194V167L198 170V175H197V183L196 184H200V185H202V187L204 188L203 189V191L201 192V194H200V197L202 198V200H206L208 197H209V195L211 194V188H212V184L213 183H215L216 185H218L217 186V195H215L216 197H215V199H212V201H211V205H210V208H211V214H210V216H209V219H208V223L210 224V222H212V221H215V220H218L217 219V217H219L220 215H221V213H222V215H223V217H222V219L221 220H218L219 222H218V225L216 226L217 228L215 229V231H214V233L212 234V236H211V238H210V241L206 244V245H204L205 247L203 248V250H202V247H201V252L199 253L198 252V258L196 259V261L197 262H200L201 264H215L217 261H214V262H212V255H214L213 254V250H214V248H215V244H214V242H215V240L217 239V237L219 236V237H221V235H222V237L225 235V234H227V233H229V236H227L228 237V239H227V241L226 242H224L225 243V245H224V250L222 251L223 252V255H222V257H220V258H222V263L223 264H260V259L263 257V260H264V252H262V250H259V247L261 246V244L262 243H264L263 241H262V243H260L259 242V239L260 238H257L258 236V233H259V229H258V227H257V224L256 223H260V222H264V159H261V156H262V153L264 152V131H263V129H260ZM44 132H45V129L43 130ZM49 131V130H48ZM63 131V130H62ZM101 131H103V130H100V132ZM122 131H123V139H126L125 138V134L127 133V128L126 127H123V129H122ZM168 131V130H167ZM198 131V130H197ZM30 132V131H29ZM43 132V134H46V133H44ZM47 132V131H46ZM56 132H57V130H56ZM65 132V131H64ZM67 132V131H66ZM65 132V133H66ZM70 132V131H69ZM69 132L68 133H66V134H68L69 135ZM89 132V131H88ZM93 132H94V130H93ZM156 132V131H155ZM185 132V131H184ZM196 132V131H195ZM206 132H208L207 130H206ZM209 132L211 133L212 132V130H209ZM236 131H234V133H235ZM238 132V131H237ZM31 134H32V132H30ZM29 133V134H30ZM76 133V132H75ZM87 133V132H86ZM158 133V132H157ZM156 133V134H157ZM163 133H164V131H163ZM166 133V132H165ZM197 133H199V132H197ZM204 134H205V132H203ZM249 133V132H248ZM247 133V134H248ZM50 134V133H49ZM60 134V133H59ZM63 134V133H62ZM92 134V133H91ZM90 134V132H89V135H91ZM98 134V133H97ZM155 134V133H154ZM188 134H189V131H188ZM216 134V133H215ZM237 134V133H236ZM256 134V135H255ZM74 134H72V136H73ZM82 135H84V134H82ZM87 135H88V133H87ZM88 135V136H89ZM95 135V134H94ZM162 135V134H161ZM198 136H199V134H197ZM248 135H250V134H248ZM34 136V135H33ZM32 136V137H33ZM42 136V135H41ZM79 137L81 136V135H78ZM198 136H196V137H198ZM204 136V135H203ZM208 136H209V133H208ZM216 136V135H215ZM214 136V137H215ZM236 136H238V135H236ZM251 136V135H250ZM249 136V137H250ZM32 137H30L31 139H32ZM36 137V136H35ZM157 137V136H156ZM159 137H161V136H159ZM184 137V136H183ZM182 137V138H183ZM225 137H229L228 135L227 136H225ZM248 137V138H249ZM90 138H91V136H90ZM185 138V137H184ZM199 138H200V136H199ZM220 138V137H219ZM223 138V137H222ZM234 138H236L235 136H234ZM244 138V137H243ZM34 140H36L35 138H33ZM201 139V138H200ZM209 139V138H208ZM207 139V140H208ZM228 139V138H227ZM226 139V140H227ZM237 139V138H236ZM235 139V140H236ZM40 140H43V139H40ZM52 140V139H51ZM195 140V139H194ZM224 140V139H223ZM225 140V141H226ZM229 140V139H228ZM239 140V139H238ZM237 140V141H238ZM250 140H251V138H250ZM249 140V141H250ZM29 141V140H28ZM37 141H38V139H37ZM49 141V140H48ZM94 141V140H93ZM166 141V140H165ZM196 141V140H195ZM201 141V140H200ZM202 141H206L205 139H204V137H203V140ZM247 141V140H246ZM246 141H245V143L244 144H246ZM41 142V141H40ZM44 142H46L47 143V140H45V138H44ZM53 142V141H52ZM51 142V143H52ZM91 142V141H90ZM95 142V141H94ZM98 142V141H97ZM123 142V141H122ZM215 142V141H214ZM243 142V141H242ZM33 143V142H32ZM34 143H35V141H34ZM34 143H33V145H34ZM37 143V142H36ZM39 143V142H38ZM45 143V144H46ZM59 144H60V142H58ZM93 143V142H92ZM176 143V142H175ZM29 144V143H28ZM53 144V143H52ZM52 144H51V147H52ZM58 144V145H59ZM95 144H96V142H95ZM162 144V143H161ZM179 144V143H178ZM237 144H239V142H237ZM243 144V145H244ZM48 145V144H47ZM89 145V144H88ZM124 145V144H123ZM165 145V144H164ZM163 145V146H164ZM177 145V144H176ZM183 145V144H182ZM181 145V146H182ZM199 145V144H198ZM201 145V144H200ZM215 145V144H214ZM222 145V144H221ZM224 145V144H223ZM26 146H28V145H26ZM35 146V145H34ZM30 147V148H34L35 149V147ZM39 146H40V144H39ZM92 146V145H91ZM127 146V145H126ZM185 146V145H184ZM213 146V145H212ZM246 146V145H245ZM46 147V146H45ZM48 147V146H47ZM56 147V146H55ZM166 147V146H165ZM174 147H176V146H174ZM224 147V146H223ZM238 147H239V145H238ZM237 147V148H238ZM28 148L29 147H27V150H28ZM29 148V149H30ZM37 148H39V147H37ZM41 149H42V147H40ZM39 148V149H40ZM88 148V147H87ZM91 147H89V149H87V151L89 150V151H91L92 150V148L90 149ZM181 148V147H180ZM213 148H215V146H213ZM23 149V148H22ZM25 149V148H24ZM32 149H30V150H32ZM40 149V150H41ZM51 149V148H50ZM52 149H55V148H53L52 147ZM216 149V148H215ZM233 149V148H232ZM7 150V149H6ZM26 150V149H25ZM25 150H22V152L23 151H25ZM29 150V151H30ZM43 150V149H42ZM45 150V149H44ZM176 150H177V148H176ZM221 150H223V148H221ZM18 151H20V150H18ZM18 151H17V154H18ZM29 151H28V153H29ZM33 151H36V150H33ZM39 151V150H38ZM178 151V150H177ZM204 151V150H203ZM216 151V150H215ZM229 151H230V149H229ZM21 152V153H22ZM37 152V151H36ZM174 152H176V151H174ZM20 153V152H19ZM21 153H20V156H21ZM26 152H24V154H25ZM27 153V154H28ZM34 153V152H33ZM44 153V152H43ZM43 153H40V152H38L37 154H43ZM222 153H223V151H222ZM226 153H227V151H226ZM23 154V153H22ZM24 154H23V156H24ZM27 154H25V155H27ZM30 154H32V152L30 153ZM36 154V153H35ZM224 154V153H223ZM70 155H72L73 156V153H70ZM219 156V155H218ZM77 157V156H76ZM127 157V156H126ZM220 157V156H219ZM225 157V156H224ZM127 159V158H126ZM174 160V159H173ZM176 161V160H175ZM161 162V161H160ZM167 162V161H166ZM169 162V161H168ZM167 162V163H168ZM185 162V161H184ZM183 162V163H184ZM175 163V162H174ZM190 163H192V162H190ZM185 164H187V163H185ZM162 165V164H161ZM220 165H221V168H220ZM226 165H227V169H225V172H223V167L225 166L226 167ZM229 165V166H228ZM190 166V165H189ZM174 168V167H173ZM182 168V167H181ZM219 169L221 170V172L223 173V176L221 177V175H219L218 174V172H220L219 171ZM177 170H178V168H177ZM176 170V171H177ZM194 170V169H193ZM184 171V170H183ZM121 172H124V175H125V181H124V183H126L125 185L127 186V192H128V199L127 200H131V203H132V206H133V208H131L132 209V211L134 212V215L137 217V219L138 218H140V212H142L143 213V210H144V213H146V215H150V213H152L153 211H154V213L157 211H159L160 212V214H163V213H161L163 210H155V207L156 208H158L159 207V209H160V207H161V209H163L162 207H163V204H165V203H167L168 202V200H166V199H160V200H158V198H155L154 196H155V194H152V196L155 198V199H151V201H150V204H148V203H146L145 202V200L142 202V205H140V208H139V205H138V201H137V196H136V193H135V178L133 177V173H132V170H131V168H130V162H128V159H127V161L125 160L124 161V165H123V171H121ZM169 172V171H168ZM171 172V171H170ZM195 172V171H194ZM123 175V176H124ZM182 175H183V172H182ZM122 176V175H121ZM118 177V176H117ZM120 177V176H119ZM177 177V176H176ZM121 178V177H120ZM184 179V178H183ZM137 182V181H136ZM181 182V181H180ZM182 183V182H181ZM178 184V183H177ZM176 184V185H177ZM195 184V183H194ZM184 185V184H183ZM214 185V184H213ZM258 185V187H256ZM142 186V185H141ZM170 186H172V185H170ZM180 186H181V184H180ZM196 186V185H195ZM211 186V187H210ZM146 187V186H145ZM214 187H216V186H214ZM172 188V187H171ZM170 188V189H171ZM199 188V187H198ZM149 189H151V187L149 188ZM154 189V188H153ZM191 189V188H190ZM189 189V190H190ZM213 189V188H212ZM216 189V188H215ZM214 189V190H215ZM113 190V189H112ZM141 190H142V188H141ZM155 190V189H154ZM70 191H73V190H70ZM114 192H115V190H113ZM117 191V190H116ZM140 191V190H139ZM167 191V190H166ZM193 191V190H192ZM198 191V190H197ZM201 191V190H200ZM199 191V192H200ZM74 192V191H73ZM142 192H144V191H142ZM146 192V191H145ZM152 192V191H151ZM155 192H156V190H155ZM183 192V191H182ZM189 192V191H188ZM187 192V193H188ZM214 192V191H213ZM71 193V192H70ZM150 193V192H149ZM154 193V192H153ZM157 193V192H156ZM164 193H165V190H164ZM198 193V192H197ZM127 194V193H126ZM175 194V193H174ZM180 194H181V192H180ZM182 194H184V193H182ZM70 195V194H69ZM88 195V194H87ZM192 195V194H191ZM196 195V194H195ZM89 196V195H88ZM87 196V197H88ZM120 196V195H119ZM118 196V197H119ZM139 196V195H138ZM71 197H72V195H71ZM70 197V200L72 199ZM75 198H76V200H74V201H72V202H75V201H77L76 203H78L79 204V206H81V204H82V199L84 198V196H83V193L81 192V191H79L78 190V192L75 194V196H74ZM110 197V196H109ZM112 198H113V195L111 196ZM157 197V196H156ZM211 197V196H210ZM94 198V197H93ZM171 198H173V197H171ZM179 199H180V201H183V198H184V195H182V197H180V195H179V197H178ZM177 198V199H178ZM185 198H187V197H185ZM192 198V197H191ZM214 198V197H213ZM67 199H68V197H67ZM115 199H119V198H115ZM124 199V198H123ZM142 199V198H141ZM140 199V200H141ZM145 199H146V201H148L149 199H147V197H145ZM176 199V200H177ZM66 200V199H65ZM126 200V199H125ZM139 200V201H140ZM170 200V199H169ZM176 200H173V199H171L170 200V202H175ZM94 201V200H93ZM210 201V200H209ZM120 203H121V201H119ZM187 202V201H186ZM242 202L244 203V206H246V210H245V212L243 213V218H242V220H241V222H238V212L239 211H241L240 210V208L243 206L242 205ZM64 203V202H63ZM76 203H74V204H76ZM81 203V204H80ZM124 204L125 203H127V202H123ZM122 203V204H123ZM130 203V202H129ZM176 203V202H175ZM193 203V202H192ZM65 204V203H64ZM67 204V203H66ZM189 204H191V203H189ZM207 204H208V202H207ZM71 205V204H70ZM77 205V204H76ZM168 205V204H167ZM182 205H185V203H182ZM200 205H202L201 203H200ZM125 206V205H124ZM131 206V207H132ZM178 206V205H177ZM66 207V206H65ZM68 207V206H67ZM66 207V208H67ZM70 207V206H69ZM68 207V208H69ZM74 207H77V206H74ZM83 207V206H82ZM115 207V206H114ZM172 207H174V206H172ZM190 207V206H189ZM188 207V208H189ZM67 208V209H68ZM71 208V207H70ZM79 207H77V209H78ZM84 208V207H83ZM116 208V207H115ZM125 208V207H124ZM207 208V207H206ZM75 209V208H74ZM77 209H75V210H77ZM82 209V208H81ZM174 209V208H173ZM176 209V208H175ZM185 210H187L186 209V207L184 208ZM200 209H201V206H200ZM199 209V211L201 212V210ZM203 209H204V207H203ZM62 210V209H61ZM64 210V209H63ZM79 210V209H78ZM77 210V211H78ZM84 210V209H83ZM121 210V209H120ZM172 210V209H171ZM170 210V212H172ZM178 210V209H177ZM192 210V209H191ZM195 210V209H194ZM244 210V209H243ZM242 210V211H243ZM9 211V210H8ZM67 211L68 210H66V212H65V214L67 213ZM73 211V210H72ZM80 211V210H79ZM89 211V210H88ZM111 211H112V209H111ZM114 211V210H113ZM127 211V210H126ZM181 211V210H180ZM206 211V210H205ZM69 212H70V210H69ZM68 212V213H69ZM76 212V211H75ZM75 212L73 213V214H75ZM101 212V211H100ZM100 212H99V214H100ZM115 212V211H114ZM124 212V211H123ZM9 213H10V211H9ZM77 214H79L78 212H76ZM83 213V212H82ZM143 213V214H144ZM185 214H187L186 212H184ZM195 213V212H194ZM242 213V212H241ZM71 214V213H70ZM69 214V215H70ZM72 214V215H73ZM84 214H85V212H84ZM167 214V213H166ZM198 214H200L199 212H198ZM205 214V213H204ZM52 215H54V214H52ZM51 215V216H52ZM101 215V214H100ZM118 215H120L119 213H118ZM117 215V216H118ZM126 215H127V213H126ZM171 215H173V214H171ZM181 215V214H180ZM195 215H196V213H195ZM3 216H6V215H3ZM2 216V217H3ZM67 216H68V214H67ZM151 216V215H150ZM166 216V215H165ZM168 216V215H167ZM253 216H255V221L253 222L252 221V219H253ZM16 217V216H15ZM20 217V216H19ZM49 217V216H48ZM97 217V216H96ZM99 217L100 216H98L97 218H98V220H99ZM106 217V216H105ZM156 217V216H155ZM159 217V216H158ZM164 217V216H163ZM169 218H170V216H168ZM175 217V216H174ZM185 217V216H184ZM183 217V218H184ZM186 217H187V215H186ZM196 217V216H195ZM7 218H8V216H7ZM10 218H12V217H10ZM9 218V219H10ZM14 218V217H13ZM52 218H54V217H52ZM87 218V216L85 217L83 214H80V215H78L77 217H76V219H75V221L73 222V224L70 226V228H67V227H63V231H64V229H65V231L67 232V233H69V234H74V235H76L75 237H79L77 240H80V241H78L79 242V244H78V242H77V244H75V245H77V246H79V249L76 251V255H77V259L78 260H76V261H78V264H104V263H106L105 261H107L108 260V262H112L111 261V256H110V253H112V252H109V250H110V246H108V251H105V252H109L107 255H106V257H105V259H102V255L103 254H101V252L99 251V250H97V249H94V250H92L91 248H90V250H91V252H88V253H85V250L84 249H86V247H89V246H87V242L88 241H90V240H88L87 242H84L83 241V238L85 239V232L88 230H86L85 228H86V226H87V221H88V219H86ZM103 218V217H102ZM145 218H148V217H146L145 216ZM160 218H162V215H161V217ZM167 218V217H166ZM165 218V219H166ZM169 218H167L166 220H168ZM194 218V217H193ZM202 218V217H201ZM206 218H208V215H207V217ZM206 218H205V220H206ZM221 217H219V219H220ZM240 218V217H239ZM4 219V221H7L5 218H3ZM3 219H2V221H3ZM16 219V218H15ZM20 219H22V218H20ZM109 219H110V217H109ZM121 219H123V218H121ZM156 219V218H155ZM164 219V218H163ZM182 219V218H181ZM180 219V220H181ZM198 219H200V218H198ZM17 220V219H16ZM45 220H46V218H45ZM49 220H50V218H49ZM48 220V221H49ZM72 220V219H71ZM114 220V219H113ZM138 220H140V219H138ZM149 220V219H148ZM169 220H172V217H171V219H169ZM168 220V221H169ZM188 220H190L191 221V219L189 218ZM201 221V223L199 224V227L201 228V230L202 231H204V229H205V227L208 225V223L206 222V221ZM1 221V220H0ZM3 221V222H4ZM10 221L12 222L13 220H11L10 219ZM22 221V220H21ZM47 221V220H46ZM53 221H54V219L52 220V224L50 225L49 224V226L51 227V229H57L58 228V223L56 222V223H53ZM56 221V220H55ZM62 221H63V218H62ZM100 221V220H99ZM121 221V220H120ZM182 221V220H181ZM180 221V222H181ZM185 221V220H184ZM198 221V220H197ZM8 222V221H7ZM10 222V223H11ZM14 222V221H13ZM12 222V223H13ZM18 222V221H17ZM51 222V221H50ZM58 222H59V220H58ZM72 222V221H71ZM89 222V221H88ZM102 222V221H101ZM117 222V221H116ZM123 222V221H122ZM147 222V221H146ZM152 222V221H151ZM186 222H187V220H186ZM2 223V222H1ZM9 223V224H10ZM48 223V222H47ZM61 223V222H60ZM68 223H70V221L68 222ZM67 223V224H68ZM157 223V222H156ZM167 223V222H166ZM175 223V222H174ZM173 223V224H174ZM183 223H185V222H183ZM182 223V224H183ZM196 223V222H195ZM90 224V223H89ZM110 224V223H109ZM123 224V223H122ZM130 224V223H129ZM137 224H139V223H137ZM136 224V225H137ZM172 224V223H171ZM170 224V225H171ZM176 224V223H175ZM8 225V224H7ZM6 225V226H7ZM147 225H148V223H147ZM153 225V224H152ZM158 225V224H157ZM178 225V224H177ZM177 225H176V227H177ZM195 225V224H194ZM193 225V226H194ZM261 225V224H260ZM10 226H11V224H10ZM65 226H67V225H65ZM120 226V225H119ZM124 226V225H123ZM122 226V227H123ZM128 226H130V225H128ZM135 226V225H134ZM161 226H162V224H161ZM169 226V224H167V227ZM189 226H190V224H189ZM192 226V228H194ZM196 226V225H195ZM210 226H212V223H211V225ZM209 226V227H210ZM215 226V225H214ZM262 226H263V224H262ZM96 227V226H95ZM106 227H108V226H106ZM143 226H137V229H136V238H133L134 240L135 239H137V241H139L138 243H139V245H140V247H139V252H140V258L142 259L141 261H142V263L145 261V263L147 262L146 260H145V255H144V253H145V251H144V240H143V236H145L146 235V233L144 234V232H143V228H142ZM148 227V226H147ZM150 227V226H149ZM156 227V226H155ZM155 227H154V229H155ZM179 227V226H178ZM178 227L176 228V229H178ZM213 227V226H212ZM111 228V227H110ZM130 228H131V226H130ZM170 228V227H169ZM260 228V227H259ZM0 229L1 230H4V229H6V228H4L3 229V225H0ZM8 229V228H7ZM92 229V228H91ZM122 229V228H121ZM125 228H123V230H124ZM156 229L158 230L159 229V226L158 227H156ZM155 229V230H156ZM212 229H214V228H212ZM263 229V228H262ZM41 230V229H40ZM54 230V231H55ZM58 230V229H57ZM59 230H61V225H60V228H59ZM86 230V231H85ZM93 230V229H92ZM151 230V229H150ZM183 230H184V228L181 230V231H179V232H183ZM190 230H192V229H190ZM190 230H188V231H190ZM199 230V229H198ZM12 231V230H11ZM45 231V230H44ZM43 230H42V232H43V234L41 235V233L39 234V235H41L40 237H41V239H39V240H41V243L39 244V246L40 245H42V249H44L45 248V250H42V251H44L45 253H47V254H50V257H52L54 254L52 253L51 254V252H52V250H48L47 248H48V246H49V243L51 242V241H53L54 243L53 244H55V240H58L57 239V237H56V239H54V240H51L49 237H48V235L47 234H45V232H48L49 231V229H48V231H45L44 232ZM51 231V230H50ZM53 231V230H52ZM96 231V230H95ZM94 231V232H95ZM149 231V230H148ZM154 231V230H153ZM35 232H36V230H35ZM35 232H32L33 234L35 233ZM39 232V231H38ZM57 232V231H56ZM58 232H60V231H58ZM75 232L77 233V234H75ZM88 232V231H87ZM97 232H99V233H101L102 232V229H100L99 228V230L97 231ZM96 232V233H97ZM105 232H108V231H105ZM161 232H163V231H161ZM178 232V231H177ZM206 232V231H205ZM261 232V231H260ZM1 234H3V232H0ZM53 233V232H52ZM65 233V232H64ZM126 233V232H125ZM130 233V232H129ZM150 233V232H149ZM148 233V234H149ZM160 233V232H159ZM164 233V232H163ZM193 233V232H192ZM194 233H196V232H194ZM198 233V232H197ZM201 233H203V232H201ZM32 234V235H33ZM89 234V233H88ZM108 234V233H107ZM106 234V236L108 237L109 235H107ZM114 234V233H113ZM115 234H116V232H115ZM114 234V235H115ZM128 234V233H127ZM132 234V233H131ZM130 234V235H131ZM151 234H152V232H151ZM172 234V233H171ZM185 234V233H184ZM199 234V233H198ZM207 234V233H206ZM224 234V235H223ZM260 234V233H259ZM34 235H36V233L34 234ZM51 235V234H50ZM53 235H55L54 233H53ZM58 235V234H57ZM62 235V234H61ZM65 235V234H64ZM73 235V236H74ZM93 235V237L92 238H94L95 236H94V234H92ZM91 235V236H92ZM96 235V234H95ZM113 235V236H114ZM129 235V234H128ZM134 234H132V236H133ZM168 235V234H167ZM228 235V234H227ZM249 235H251V236H249ZM252 235H254V236H257V237H253ZM67 236V235H66ZM70 236V235H69ZM72 236V235H71ZM70 236V237H71ZM90 236V237H91ZM98 236H100L99 234H98ZM115 236H117L118 237V235H115ZM120 236V235H119ZM149 236V235H148ZM151 236V235H150ZM181 236V235H180ZM12 237L13 236H11V239H12ZM50 237H52V236H50ZM130 237L131 236H129V238H127L126 237V239H130ZM134 237V236H133ZM159 237V236H158ZM173 237V236H172ZM194 237V236H193ZM201 237V236H200ZM219 237H218V239H219ZM251 237V238H250ZM262 238L264 237V233L262 234V236H261ZM10 238V237H9ZM53 238H54V236H53ZM73 238V237H72ZM98 238V237H97ZM100 238V237H99ZM114 238V237H113ZM145 238H147V237H145ZM150 238V237H149ZM169 238H171L170 237V235H169ZM197 238V237H196ZM14 239V238H13ZM86 239H87V237H86ZM152 239V238H151ZM1 240H2V237H1ZM98 240V239H97ZM132 240V239H131ZM146 240V239H145ZM192 240V239H191ZM194 240V239H193ZM196 240V239H195ZM201 240V239H200ZM226 240V239H225ZM74 241V240H73ZM111 241V240H110ZM109 241V239H108V242L109 243H112V242H110ZM123 241H125L126 242V240L125 239H123ZM127 241H129V240H127ZM261 241V240H260ZM57 242V241H56ZM74 242H76V241H74ZM104 242H106L105 240H104ZM118 242V241H117ZM117 242L115 241V243L117 244ZM133 242V241H132ZM1 243V242H0ZM190 243V242H189ZM188 243V244H189ZM90 244V243H89ZM119 244H120V246H119V248L120 247H122L121 246V244H123V243H120L119 242ZM125 244V243H124ZM177 244V243H176ZM175 244V245H176ZM186 244V243H185ZM199 244V243H198ZM197 244V245H198ZM91 245V244H90ZM99 245V244H98ZM106 245V244H105ZM115 245V244H114ZM128 245V244H127ZM126 245V246H127ZM137 245V244H136ZM135 245V246H136ZM171 245H172V243H171ZM200 245V244H199ZM96 246V245H95ZM125 246V247H126ZM132 245H130V246H128V247H131ZM167 246V245H166ZM165 246V247H166ZM169 246V245H168ZM245 246H248L247 248L248 249H253V250H251L252 252H251V254L249 255V251L248 250H245L246 252H249L248 253V255H244V253H241V252H243L242 250L240 251V249H242L243 247H245ZM74 247V246H73ZM110 247V248H109ZM113 247V246H112ZM115 247V246H114ZM127 247V248H128ZM147 247V246H146ZM164 247V246H163ZM50 248V247H49ZM96 248H97V246H96ZM99 248V247H98ZM138 248V247H137ZM167 249H168V247H166ZM172 248V247H171ZM174 248V247H173ZM184 249H182V250H175L174 251V253H172L174 256L173 257H175V259L176 258H179V257H181V256H188L190 253H191V251L192 250H189V246H184L183 247ZM195 248V247H194ZM246 248V247H245ZM244 248V249H245ZM50 249H52V248H50ZM73 249H75V248H73ZM72 249V250H73ZM106 249H107V247H106ZM114 249V248H113ZM124 248H122L121 250H123ZM129 249V248H128ZM133 249V248H132ZM148 249V248H147ZM166 249V250H167ZM192 249V248H191ZM262 249H264V248H262ZM135 250H137V249H135ZM171 250V249H170ZM174 249H172V251H173ZM194 250V249H193ZM216 250H217V248H216ZM119 251H120V249H119ZM264 251V250H263ZM138 251H136V253H137ZM147 252V251H146ZM41 253V252H40ZM39 253V254H40ZM215 253V252H214ZM39 254H38V256H39ZM46 254V255H47ZM70 254H71V252H70ZM113 254V253H112ZM119 254V253H118ZM171 254V253H170ZM171 254V255H172ZM43 256H45V254H42ZM74 255V254H73ZM75 255V256H76ZM21 256V255H20ZM132 257H133V255H131ZM134 256H135V254H134ZM191 256V255H190ZM189 256V257H190ZM22 257V256H21ZM86 257V258H85ZM125 257V256H124ZM173 257H170V258H172V260H170V261H173ZM215 257V256H214ZM23 258V257H22ZM75 259H76V257H74ZM119 258H121V257H119ZM123 258V257H122ZM46 259V258H45ZM83 259H85V261L83 262ZM130 259V258H129ZM133 259H134V257H133ZM189 259V258H188ZM140 260V259H139ZM185 260V259H184ZM187 260V259H186ZM215 260V259H214ZM221 260V259H220ZM36 261V260H35ZM120 261V260H119ZM130 261V260H129ZM132 261H134V260H132ZM169 261V260H168ZM169 261V262H170ZM194 261H195V258H194V260L192 261L193 263H194ZM46 262V261H45ZM135 262V261H134ZM134 262H132V263H134ZM187 261H185V263H186ZM191 262V264H193ZM120 263V262H119ZM125 263H127V261L125 260ZM124 263V264H125ZM135 263H138V262H135ZM181 263H183V261L181 262ZM189 263V262H188ZM39 264V263H38ZM112 264H116L115 262H112ZM129 264V263H128ZM131 264V263H130ZM140 264V263H139ZM148 264V263H147ZM165 264V263H164ZM167 264V263H166ZM261 264H264V261H263V263L261 262Z\"/></svg>",
  "mask_w": 264,
  "mask_h": 264
}]
</instances>
